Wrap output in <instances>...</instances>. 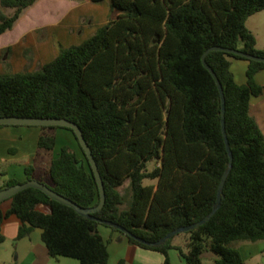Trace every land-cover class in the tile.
Masks as SVG:
<instances>
[{"label": "trees", "instance_id": "trees-1", "mask_svg": "<svg viewBox=\"0 0 264 264\" xmlns=\"http://www.w3.org/2000/svg\"><path fill=\"white\" fill-rule=\"evenodd\" d=\"M39 1L0 0L1 8L14 10L8 15L0 8V36ZM110 7L118 14L115 19L40 70L0 75V117L59 118L81 127L105 184V206L93 214L102 223L27 188L9 199L6 213L0 211V229L4 219L15 215L21 221L19 239L39 228L52 257L74 258L80 264H109V243L100 226L120 232L132 245L163 254V264H172V250L187 264H203L207 249L220 256L215 264H244L230 245L264 240V133L250 113L252 98L264 94V85L256 81L264 62L223 51L207 57L224 88L233 166L217 212L204 225L182 233L189 237L188 252L173 243L175 237L149 246L106 223L155 243L216 209L231 158L221 93L203 56L220 46L264 57L246 25L264 10V0H110ZM22 46L6 50L21 55ZM231 58L249 62L243 85L235 79ZM40 128L42 149L54 150L52 131L58 129L77 139L70 128ZM77 141L78 153L64 146L53 160V183L47 185L82 208H94L100 204V190ZM150 163L156 164L152 170ZM33 171L26 169L27 181L34 179ZM145 180L157 183L145 185ZM17 184L21 182L8 179L0 191ZM4 240L0 233V244Z\"/></svg>", "mask_w": 264, "mask_h": 264}, {"label": "crops", "instance_id": "crops-1", "mask_svg": "<svg viewBox=\"0 0 264 264\" xmlns=\"http://www.w3.org/2000/svg\"><path fill=\"white\" fill-rule=\"evenodd\" d=\"M49 2L50 0H40V2ZM70 6L62 14L59 21L47 23L45 25L34 27L33 24L26 26L20 33H16L25 22V13L32 9L26 10L13 30L0 36V52L7 48L23 44L19 49L23 57L32 53L42 54L41 47L37 39L29 42V34L41 28L60 27L63 21H66L72 13L83 7V2L79 0H69ZM87 3H93L92 0H87ZM34 6V7H35ZM15 34V35H12ZM6 36H9L6 38ZM41 42H44L43 40ZM49 42V41H48ZM36 44V48L27 46V44ZM257 48L262 50L258 46ZM231 70L237 81V75L243 74V78L239 82L243 85L247 82L246 71L248 61L235 58L230 59ZM256 81L260 85H264V70L257 74ZM238 83V81H237ZM238 83V84H239ZM251 116L256 120L261 130L264 133V94L259 97H253L250 108ZM56 137V145L54 150H46L39 147L40 137L44 131L37 126H7L0 127V184H4L8 179H16L21 183L27 181L26 169L33 167L34 179L43 181L46 184H52V178L49 174L50 166L55 160L63 146H69L77 153L79 152V144L74 134L68 130L58 129L52 131ZM64 139V145H59V139ZM12 201H6L0 205V211L4 214L11 207ZM39 210L48 213L50 209L45 206H39ZM21 227L20 219L15 216H9L4 219L0 233L5 237V240L0 244V264H80L74 258L58 257L54 258L50 255L47 246L42 239V230L35 228L31 233L24 238L19 239V229ZM100 232L103 238L108 241L110 252L109 264H163L165 257L163 254L151 250H146L136 245L129 243L127 238L120 232L114 231L110 227L100 226ZM179 246V245H177ZM178 251V250H176ZM172 264H187L180 256L170 253Z\"/></svg>", "mask_w": 264, "mask_h": 264}, {"label": "rangeland", "instance_id": "rangeland-1", "mask_svg": "<svg viewBox=\"0 0 264 264\" xmlns=\"http://www.w3.org/2000/svg\"><path fill=\"white\" fill-rule=\"evenodd\" d=\"M83 3V7L72 13L70 19L68 18L66 21H63L60 27L41 28L29 34V42L34 41L33 38L35 37L39 42L38 45L41 44L43 46V49L41 50L42 54L39 55L38 53H35L34 55L30 49L29 54L24 58L21 56L22 54L20 55L16 52L13 53V51H2L0 53V75L30 73L40 70L42 66L58 56L61 51L70 48L73 44H78L87 40L93 36L102 25L115 19L118 15L111 10L110 0H106L102 3H87V1ZM69 6V0H50L49 2H40L37 6L25 13L23 19L27 22L16 30V33H21L22 30L30 24H33L34 27H39L47 23L59 21L62 14H64ZM1 9L8 15L14 13V10L12 9ZM246 25L256 36L259 48L264 50V10L251 16ZM7 37L9 36H6V38ZM42 40L44 42H41ZM27 46L32 48L37 47L36 44L32 43L27 44ZM237 76V81L239 83L241 78H243V74H238ZM58 141L59 145H64V139L60 138ZM155 165V163H150L149 170L154 169ZM128 183L129 182L127 181L125 186L121 189L123 193L128 187ZM144 183L145 185L155 184L157 181L145 180ZM3 203H6V201ZM188 238L189 237L184 234L178 235L175 237L173 243L179 245L184 252H188ZM230 246L241 253L244 264H264V240L258 242L240 241L232 243ZM170 253H176L177 255L179 251L172 250ZM218 259H220V256L208 249L205 250L202 255L203 264H215Z\"/></svg>", "mask_w": 264, "mask_h": 264}, {"label": "water", "instance_id": "water-1", "mask_svg": "<svg viewBox=\"0 0 264 264\" xmlns=\"http://www.w3.org/2000/svg\"><path fill=\"white\" fill-rule=\"evenodd\" d=\"M213 51H223L225 53H231L234 54L236 56H240L243 57L247 60L250 61H258V62H264V57L261 56H255V55H251L249 53H245L242 51H238V50H233V49H229V48H224V47H220V46H214L211 47L210 49H208L206 51V53L203 56V63L205 65V67L211 72V74L213 75L220 93H221V98H222V106H223V116H222V125H223V132H224V137H225V141H226V145H227V150L228 153L230 155L231 158V162H230V166L228 171L225 173L220 187H219V191H218V196H217V207L216 209L207 217H205L203 220L194 223L190 226L187 227H182L179 228L175 231L170 232L166 237H164L161 241L152 243V242H148L146 240H143L137 236H135L133 233H131L129 230H127L126 228L117 225V224H113V223H106L107 225H111L112 227H116L117 229H119L121 232H123L125 235H128L129 237H132L146 245L149 246H155V245H161L163 243H165L167 240L172 239L182 233H186V232H190L193 229H196L202 225H204L205 223H207L212 217L213 215L217 212V210L219 209L221 202H222V195H223V191H224V187L227 181V178L232 170V166H233V154L231 151V147H230V143L228 140V136H227V131H226V122H225V113H226V98H225V93H224V88L223 85L221 83V81L219 80V77L217 76L216 72L212 69V67L208 64L207 62V57L208 55L213 52ZM1 125H7V126H37V127H41V126H58V127H65V128H70L74 131L77 139L79 140V143L82 147V149L84 150L86 156L88 157V160L90 162V165L94 171L97 183H98V187L100 190V194H101V201L100 204L94 208H82L81 206H79L78 204H76L75 202H73L72 200L66 198L65 196L59 194L58 192L54 191L52 188H50L47 184L42 183L36 179H32L29 180L25 183H21V184H17L14 186H11L9 188L3 189L0 191V205L9 200L10 198L14 197L16 194H18L19 192L23 191L24 189L27 188H35V189H39L41 191H43L47 196H49L51 199L59 201L67 206H70L72 208H74L80 215L88 217L90 219L96 220L98 222L102 221L96 217L93 216L94 213L101 211L106 203V190H105V184L104 181L102 179L101 173L99 171V167L97 164V161L95 160V157L93 155V151L90 148L84 133L81 129V127L77 124L74 123L70 120L67 119H59V118H33V117H18V116H10V117H0V126Z\"/></svg>", "mask_w": 264, "mask_h": 264}]
</instances>
